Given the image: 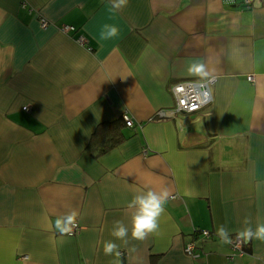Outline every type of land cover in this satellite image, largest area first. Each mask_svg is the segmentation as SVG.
Masks as SVG:
<instances>
[{
    "label": "crops",
    "instance_id": "0c3cea01",
    "mask_svg": "<svg viewBox=\"0 0 264 264\" xmlns=\"http://www.w3.org/2000/svg\"><path fill=\"white\" fill-rule=\"evenodd\" d=\"M109 9L110 0H0V264H264V241L239 257L216 235L264 223V0ZM105 24L119 35L100 41ZM197 60L215 78L213 103L161 116L175 106L174 83L203 81L186 72ZM123 113L135 126L95 157L97 127ZM163 187L159 232L132 239L129 202ZM72 211L80 229L69 237L54 224ZM116 221L127 244L111 235ZM112 240L119 258L103 252Z\"/></svg>",
    "mask_w": 264,
    "mask_h": 264
},
{
    "label": "clouds",
    "instance_id": "9594fccd",
    "mask_svg": "<svg viewBox=\"0 0 264 264\" xmlns=\"http://www.w3.org/2000/svg\"><path fill=\"white\" fill-rule=\"evenodd\" d=\"M128 0H110V11L115 13L124 8ZM119 35V28L115 25L105 24L99 33L100 41H108ZM189 76L196 77L201 80H210L212 74L206 65L201 61H193L186 67ZM171 198L168 188L163 187L160 190L148 189L138 192L129 202L128 207L134 209L131 217V238L138 241L145 240L151 234H157L160 228V218L162 217L165 206ZM77 213L72 211L63 216H59L55 220V229L60 234H71L76 225ZM246 225L239 233L240 239L244 242H250L253 239L264 241V223H258L255 228L251 222L245 219ZM129 228L122 221L114 223L111 235L121 241L123 244L128 243ZM216 235L222 245H231L232 237L229 230L220 225L216 229ZM120 245L112 241L104 242L103 252L105 255L120 257Z\"/></svg>",
    "mask_w": 264,
    "mask_h": 264
},
{
    "label": "built area",
    "instance_id": "2783aa9c",
    "mask_svg": "<svg viewBox=\"0 0 264 264\" xmlns=\"http://www.w3.org/2000/svg\"><path fill=\"white\" fill-rule=\"evenodd\" d=\"M231 2H235L236 4L249 8L251 7L255 0H230ZM45 23V21H43ZM73 29L71 27H66V30ZM251 79V78H250ZM215 82V78H211L210 80L203 81H180L176 82L171 86V93L175 98V106L170 109L168 112H161V116H169L174 117L177 113H196L208 106H210L213 101V93H212V85ZM25 110H29L26 106ZM122 119L126 123L127 127L133 128L135 126V121L133 118L127 114H122ZM80 224L76 221V225L73 228L71 234H65L69 237H74L79 232ZM200 235L203 238H209L212 236V232L208 230L199 231ZM232 244L230 245L231 249L234 252V256L241 257L245 253V243L240 239L239 235H235L232 237ZM196 244L194 241H189L186 243L185 252L187 255L195 256Z\"/></svg>",
    "mask_w": 264,
    "mask_h": 264
},
{
    "label": "trees",
    "instance_id": "16d2710c",
    "mask_svg": "<svg viewBox=\"0 0 264 264\" xmlns=\"http://www.w3.org/2000/svg\"><path fill=\"white\" fill-rule=\"evenodd\" d=\"M124 126H126V123L123 121L122 116L112 122L100 123L91 139V147H96L93 155L98 157L120 146L126 139L123 131ZM196 234L198 235L199 232ZM248 246L249 242L245 243V251Z\"/></svg>",
    "mask_w": 264,
    "mask_h": 264
},
{
    "label": "flooded vegetation",
    "instance_id": "af4514ba",
    "mask_svg": "<svg viewBox=\"0 0 264 264\" xmlns=\"http://www.w3.org/2000/svg\"><path fill=\"white\" fill-rule=\"evenodd\" d=\"M246 252V251H245Z\"/></svg>",
    "mask_w": 264,
    "mask_h": 264
},
{
    "label": "rangeland",
    "instance_id": "374dc122",
    "mask_svg": "<svg viewBox=\"0 0 264 264\" xmlns=\"http://www.w3.org/2000/svg\"><path fill=\"white\" fill-rule=\"evenodd\" d=\"M175 99V98H174Z\"/></svg>",
    "mask_w": 264,
    "mask_h": 264
}]
</instances>
